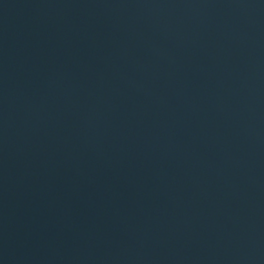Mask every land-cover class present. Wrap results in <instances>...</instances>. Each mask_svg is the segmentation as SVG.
I'll use <instances>...</instances> for the list:
<instances>
[{"label":"water","instance_id":"95a60500","mask_svg":"<svg viewBox=\"0 0 264 264\" xmlns=\"http://www.w3.org/2000/svg\"><path fill=\"white\" fill-rule=\"evenodd\" d=\"M0 264H264V0H0Z\"/></svg>","mask_w":264,"mask_h":264}]
</instances>
